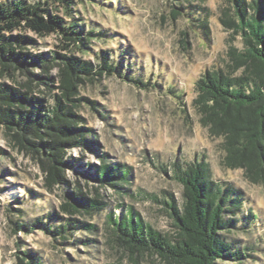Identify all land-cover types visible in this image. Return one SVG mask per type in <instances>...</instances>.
<instances>
[{"label": "rangeland", "instance_id": "1", "mask_svg": "<svg viewBox=\"0 0 264 264\" xmlns=\"http://www.w3.org/2000/svg\"><path fill=\"white\" fill-rule=\"evenodd\" d=\"M73 6L85 32L97 33L91 36V50H63L57 35L41 38L30 32L38 43L25 51L44 53L43 61L22 66L13 79L0 75V82L29 88L49 99L44 100L48 106L52 94L59 92L63 67L61 59L45 66L52 52L73 53L90 61L95 71L101 68L95 79L80 84L78 96L88 100L76 108L80 124L92 129L97 144L94 149L66 148L65 159L72 163L66 167L70 184L49 186V171L42 169L37 155L20 147L16 137L8 138L0 122V264H19V256L31 262L22 254L28 250L44 264H129L128 251L109 241V216L123 218L132 211L155 229L177 235L168 206L175 202L181 209L184 201L176 171L181 174L198 163L208 180L223 191L230 188L240 200L238 208L227 205L234 212L228 210L224 217L234 221L222 232L230 252L241 255L220 262L264 264V185L249 182L241 169L222 165L221 140L208 135L193 103L196 81L228 59V41L242 47L241 37L222 21L227 0H76ZM51 12L70 19L60 2ZM105 58L122 70L104 67ZM42 75L53 78L52 86L40 81ZM105 162L127 179L115 178L116 185L95 179ZM76 187L99 200V209L64 210L70 201L67 191ZM38 219L52 228L68 219L77 226L64 239ZM81 221L95 227L89 231ZM22 223L33 230L19 228ZM139 259L168 264L148 252Z\"/></svg>", "mask_w": 264, "mask_h": 264}, {"label": "trees", "instance_id": "2", "mask_svg": "<svg viewBox=\"0 0 264 264\" xmlns=\"http://www.w3.org/2000/svg\"><path fill=\"white\" fill-rule=\"evenodd\" d=\"M57 2L63 4L70 19L51 12ZM227 2L229 6L224 9L222 21L241 37L242 47L228 41V59L222 67L207 70L196 81L197 96L193 103L208 135L221 140L220 148L224 152L222 165L241 169L249 182L264 185V0ZM75 3L76 0H0V75L13 79L22 66H34L43 61L44 53L25 51L28 45L38 43L37 38L28 35L30 32L41 38L57 35L63 50H91V36L97 33L85 32L83 23L74 13ZM58 59L63 64L61 83L59 92L52 94L48 106L44 100L49 99L32 93L29 88L24 90L20 84L0 82V122L6 125L8 138L16 137L20 147L31 149L37 155L42 169L49 171V186H68L66 167L72 163L65 159L66 148L94 149L97 144L92 129L80 124V116L76 112L82 100H88L78 96L80 84L87 79H95V74H101L102 70L95 71L90 61L73 53L59 52H52L45 66L58 63ZM103 66L113 71L122 70L119 64L106 58ZM40 78L43 84L52 86V77L42 75ZM2 155L0 149V159ZM202 166V163L191 165L181 174L176 171V177L184 187V201L181 209L175 202L168 203V206L178 229L177 235L155 229L132 211L123 218L109 216V241L128 251L129 264H143L139 255L145 252L158 255L168 264H223L221 260L231 259L233 254L241 255L230 252V244L222 232L234 221L225 218V212H234L240 200L233 197L230 188L223 191L208 180ZM117 169L105 162L94 178L116 185L113 182L115 178L128 177L127 174L119 177L115 174ZM67 197L70 201L63 204V209L70 213L80 212V207L87 211L99 209V200L87 197L77 187L73 192L67 191ZM230 202L234 209L227 208ZM40 223L64 239L67 238L66 233L77 226L71 219L54 228L38 219ZM80 224L89 231L95 227L82 221ZM18 227L28 231L34 228L27 223ZM22 254L31 262L19 256V264H44L29 250Z\"/></svg>", "mask_w": 264, "mask_h": 264}]
</instances>
